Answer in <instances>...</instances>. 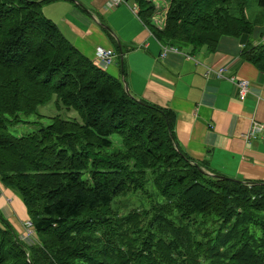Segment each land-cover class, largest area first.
Returning a JSON list of instances; mask_svg holds the SVG:
<instances>
[{
    "label": "trees",
    "instance_id": "trees-1",
    "mask_svg": "<svg viewBox=\"0 0 264 264\" xmlns=\"http://www.w3.org/2000/svg\"><path fill=\"white\" fill-rule=\"evenodd\" d=\"M48 1L0 0V182L23 201L34 234L23 240L0 214V264H264V182L193 162L176 147L174 112L131 96L81 54L43 14ZM125 1L162 44L214 52L231 36L264 73V43L253 44L264 23L246 16L244 0H165L162 27L160 0ZM53 95L80 121L9 131ZM139 190L147 208H112Z\"/></svg>",
    "mask_w": 264,
    "mask_h": 264
},
{
    "label": "crops",
    "instance_id": "crops-1",
    "mask_svg": "<svg viewBox=\"0 0 264 264\" xmlns=\"http://www.w3.org/2000/svg\"><path fill=\"white\" fill-rule=\"evenodd\" d=\"M111 1L51 0L41 9L94 63L99 49L113 50L115 58L103 70L136 99L174 112L176 147L193 162L203 161L207 172L221 177L264 182V73L242 58L244 41L222 36L214 52L183 46L162 55L163 47L171 46L153 36L135 7ZM220 67L248 82L243 98L226 77L205 74ZM253 121L263 128L247 139ZM0 214L25 239L26 207L1 182Z\"/></svg>",
    "mask_w": 264,
    "mask_h": 264
},
{
    "label": "rangeland",
    "instance_id": "rangeland-1",
    "mask_svg": "<svg viewBox=\"0 0 264 264\" xmlns=\"http://www.w3.org/2000/svg\"><path fill=\"white\" fill-rule=\"evenodd\" d=\"M243 2H245L246 16L251 21H253V23H257L258 25L263 24L264 8L258 5L257 0H244ZM120 3L122 2H119L118 4ZM160 3L164 5H161ZM155 5L156 7H160L162 9V7H167V2L165 0H160L159 4L155 3ZM234 7L235 3L231 5L232 11L235 12ZM259 30L260 28H257L256 34L254 35V39L256 42H261L264 40V35H262V31L260 32ZM54 116H58L62 119L80 121V117L76 110L65 107L60 102H58L56 96L53 95L48 102L38 105L35 113L23 117V122H20L16 125H8V128L12 134L16 136H21L36 131L42 126L48 125L49 123H51L52 117ZM110 138L113 142L111 149L115 150L121 147V138L118 134H113ZM146 179H149V172H147L146 174ZM144 190L152 195L153 201H164L163 197L159 194L157 188L149 180L145 182ZM149 204L150 200L147 198L146 194H144L143 191L139 190L136 192L129 193L126 196L115 198L111 206L115 211H118L120 214H125L133 208H147ZM197 215L200 216V214ZM213 225L217 226L218 222H215ZM25 233H27L26 229ZM33 235L34 234H31V236ZM28 239L29 238H25V240Z\"/></svg>",
    "mask_w": 264,
    "mask_h": 264
},
{
    "label": "built area",
    "instance_id": "built-area-1",
    "mask_svg": "<svg viewBox=\"0 0 264 264\" xmlns=\"http://www.w3.org/2000/svg\"><path fill=\"white\" fill-rule=\"evenodd\" d=\"M119 2H123V0H112L111 5L116 6ZM154 19H155V23L158 26L163 25V22H164L163 15L161 14L155 15ZM170 50H174V48L173 47H163L161 54L164 55L165 53H167V51H170ZM113 59H114V53L111 49H104V50L99 49L98 55H97V61H95V64H97L101 68H105L107 65L112 63ZM226 69L227 67H220L218 69L209 68L205 74L208 75L209 73L213 72L218 77H226L236 86V88H238L239 95L241 98H243L246 94L248 82L244 79H240L235 74L226 75L227 74ZM262 128L263 127L261 125L253 121L248 129V133L246 135L247 139L256 137L259 133H261ZM29 226H30V223L28 222L27 227H26L27 233L25 234V238L29 237L32 234V228L31 226L30 227Z\"/></svg>",
    "mask_w": 264,
    "mask_h": 264
},
{
    "label": "water",
    "instance_id": "water-1",
    "mask_svg": "<svg viewBox=\"0 0 264 264\" xmlns=\"http://www.w3.org/2000/svg\"><path fill=\"white\" fill-rule=\"evenodd\" d=\"M118 46H119V48H120V44L118 43ZM124 89H125V91L129 94V92H128V90H127V87L126 86H124ZM210 175H212V176H214V177H219L220 175H217V174H212V173H209Z\"/></svg>",
    "mask_w": 264,
    "mask_h": 264
}]
</instances>
